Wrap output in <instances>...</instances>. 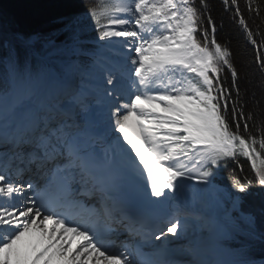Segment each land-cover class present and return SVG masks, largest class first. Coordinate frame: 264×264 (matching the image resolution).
Instances as JSON below:
<instances>
[{
    "label": "snow or ice",
    "instance_id": "snow-or-ice-1",
    "mask_svg": "<svg viewBox=\"0 0 264 264\" xmlns=\"http://www.w3.org/2000/svg\"><path fill=\"white\" fill-rule=\"evenodd\" d=\"M223 3L235 6L251 44L264 48L239 0ZM244 3L264 24V0ZM208 12L207 0H90L83 13L60 18L57 32L67 34L60 44L0 15V146L8 157L0 167V264H230L219 258V245L205 243V230L239 238L238 264H264V121L251 125L259 134L250 131L254 117L241 101L240 74ZM85 19L102 47L126 51L87 68L63 65L54 94L42 62L65 51L84 54ZM255 59L264 73V53ZM101 125L104 136L96 132ZM108 134L101 160L95 145ZM25 157L50 172L35 197L28 195L34 185L16 178L25 169L13 167ZM241 157L252 176H233L234 191L217 199L212 215L181 206L152 227L130 213L128 197L116 195L125 177L138 176L150 203L167 201L185 181L213 187L217 169L235 164L243 171ZM77 192L96 202L85 205ZM121 230L133 242L117 243ZM189 232L186 245L170 239Z\"/></svg>",
    "mask_w": 264,
    "mask_h": 264
},
{
    "label": "trees",
    "instance_id": "trees-1",
    "mask_svg": "<svg viewBox=\"0 0 264 264\" xmlns=\"http://www.w3.org/2000/svg\"><path fill=\"white\" fill-rule=\"evenodd\" d=\"M90 0H0V15L14 17L18 21L19 28L25 33L53 36L55 43L60 44L67 40L66 33H58L61 27L59 20L61 17L69 16L73 13H83L85 6ZM199 6V0H196ZM209 12L216 25V38L219 43L226 45L231 52V59L239 72V86L241 91V101L245 103V112L253 113V121L250 122V131L259 134L258 127H251L253 123L259 126L264 121V73L259 70V65L255 59L259 50L264 53V48H258L251 44L238 19L234 18L235 6H226L223 0H207ZM239 6L244 14L249 27L256 34L258 41L264 39L260 33H264V24L261 18L254 13H248L244 0H239ZM264 16V12L261 13ZM259 26V27H257ZM81 40L84 49L90 48L88 41L98 37L94 25L87 19L82 22ZM40 41L37 40L36 47L39 48ZM222 76L230 82V73L225 71ZM243 171L235 164L221 167L216 170V182L225 189L226 192L234 191L231 188V178L233 176L251 178L250 166L246 163V158L241 157ZM256 191V189H253Z\"/></svg>",
    "mask_w": 264,
    "mask_h": 264
},
{
    "label": "bare ground",
    "instance_id": "bare-ground-1",
    "mask_svg": "<svg viewBox=\"0 0 264 264\" xmlns=\"http://www.w3.org/2000/svg\"><path fill=\"white\" fill-rule=\"evenodd\" d=\"M122 51H126V50H121L119 49V46L116 45L114 47H112L111 49L107 48V47H103V49L99 50V58L98 60H111V61H117L119 59H121V52ZM51 82V83H50ZM49 85L50 88L52 90V92L54 93L55 87L58 86V83L56 82L55 78L53 77L52 80L49 81ZM106 118V117H105ZM103 126V125H101ZM0 127H3V121L0 120ZM113 137V134L111 136V138ZM2 152L0 153V160L3 159L1 157ZM185 187L180 191V197L183 200H187L189 202H191L192 204L196 205V206H201L202 204H204L206 206V213L208 215H212L214 212H216L213 209V204L211 203V201L208 199V196L205 194V191L208 190V187L206 188L203 185L197 184V182L195 180L192 181H186L185 183ZM204 235L205 232H204ZM225 235L223 233H215L214 234V239L213 240H209L214 243V245H219V255L222 256L224 255V257H226L227 259V254L225 252V249L223 248L222 244H221V238H223ZM27 239V237H26ZM174 240L176 246H181V245H186L188 243V241L190 240H179V239H175V238H171ZM73 247H75V244H73ZM228 261V259H227ZM230 262V264H233L232 261H228ZM53 264H55V262H53Z\"/></svg>",
    "mask_w": 264,
    "mask_h": 264
},
{
    "label": "rangeland",
    "instance_id": "rangeland-1",
    "mask_svg": "<svg viewBox=\"0 0 264 264\" xmlns=\"http://www.w3.org/2000/svg\"><path fill=\"white\" fill-rule=\"evenodd\" d=\"M70 56H72V54L70 52H66L64 57L58 58L55 61H53V59L48 58L47 60L42 62V63L47 65V67L45 68V72H46V74L49 77V81L53 79L52 74L54 73V69H56L57 72H59L62 69L63 65H65V64H67V63H69L71 61H75V63H77V60L69 59ZM0 69H2V66H0ZM50 76H52V77L50 78ZM207 196L209 197L211 203L213 204L215 211H217L216 201H217L218 198L223 197L222 189L221 188H217L216 185L213 184V187H208ZM222 244H223V246L226 249V253H228L227 254V258L233 260L234 264H238V262L240 260L244 259V254L240 250L239 238L233 239V238H230L228 236H225L223 241H222ZM232 245H237V247L235 248ZM219 254L220 253H218V255ZM225 258H223L221 256V259L224 260V261H226Z\"/></svg>",
    "mask_w": 264,
    "mask_h": 264
}]
</instances>
